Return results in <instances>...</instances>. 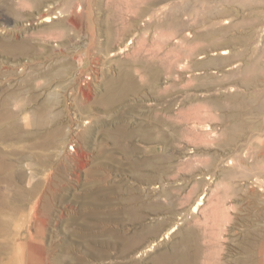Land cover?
Segmentation results:
<instances>
[{"label": "rangeland", "instance_id": "obj_1", "mask_svg": "<svg viewBox=\"0 0 264 264\" xmlns=\"http://www.w3.org/2000/svg\"><path fill=\"white\" fill-rule=\"evenodd\" d=\"M248 3L212 13L230 11L233 65H260L255 84L208 62L224 37H198L199 1L0 0V264H264V97H251L264 90V5ZM86 46L89 63L73 62ZM90 71L78 107L90 125L71 152L64 98Z\"/></svg>", "mask_w": 264, "mask_h": 264}, {"label": "bare ground", "instance_id": "obj_2", "mask_svg": "<svg viewBox=\"0 0 264 264\" xmlns=\"http://www.w3.org/2000/svg\"><path fill=\"white\" fill-rule=\"evenodd\" d=\"M190 1L191 0H184V2L186 3V4H189L190 3ZM195 1H199V2H202V3H204L205 5H206V7H207V9H208V12L210 13L209 15V17H210V24L208 25V29H207V31L205 32V33H203V34H201V35H199L198 37L201 39V40H204V41H208L209 40V42H210V44H209V46H211V48H215V47H217L218 45L215 43V40L216 39H218L219 37H224V42L221 44V52H219L218 54L217 53H215V52H213L212 54H211V56L212 55H220V56H223V57H217V58H209L208 59V62L209 63H211V64H214V65H217L218 67H219V72H220V74H219V77H221L222 79L223 78H229V80H230V78L231 77H234V76H236V74L237 73H242V75L243 76H245L246 77V80H247V78H248V80L251 78V81L252 80H255L256 79V77H252L253 75H254V73H255V76H256V73L258 72V69H259V67H260V65H259V67H258V64L256 63V62H253V63H248V64H246V65H244L245 67L244 68H242L241 66V68L239 67V69H238V67H237V65L239 66V64H237L236 66H234L235 64L234 63H237L241 58V52H240V54H238V53H234V52H232V50H230V47L232 46V44L230 43V36H228L227 35V33L226 32H230V28H233V26L232 25H230V11H228L226 14H227V18H223V19H221L220 18V15H218V11L215 13H212V9L213 8H216V7H218V6H220V5H225V6H231V5H233V3H234V1H237L238 2V4H240L241 5V9H244L245 7H247L248 5H249V0H195ZM258 2L259 3H261V4H263L264 5V0H258ZM24 3V2H23ZM195 3H197V2H195ZM251 5V4H250ZM249 5V6H250ZM233 7V6H232ZM219 8V7H218ZM239 8V7H238ZM257 8V7H256ZM54 9V5L52 4H49L48 5V8L46 9L45 8V10H43V11H48V12H50L51 10H53ZM186 9V8H185ZM225 9V8H224ZM223 9V10H224ZM227 10V9H226ZM229 10V9H228ZM256 10V9H255ZM254 10V11H255ZM225 11V10H224ZM193 12V11H192ZM191 13V12H190ZM53 14H56V15H53ZM222 14V13H221ZM62 16H64V14H63V12H61L60 10H58V11H56L55 13H51V14H49V15H44V16H42V17H38V16H36L37 17V19H38V21H36V24H52L53 23V21L54 20H57L59 17H62ZM233 17V16H232ZM204 18V17H203ZM235 21V20H234ZM208 22V21H207ZM262 22V21H261ZM261 22L259 23V25H258V28L255 30V34H254V39H253V43H255V42H258V39L259 38H261V36L263 35V33H264V27H263V25H261ZM241 23V22H240ZM237 24V23H236ZM30 25V24H29ZM53 25V24H52ZM55 25V24H54ZM222 25H228L226 28L223 26L222 27ZM237 28V27H236ZM233 30V29H232ZM18 31V30H17ZM16 31V32H17ZM139 35V33H135V35L134 36H132V37H130V38H128L126 41H125V47H123V48H120V49H118V51L116 52L117 54H125V52H128V49L130 48L129 46H131V45H133L134 44V39L137 37ZM186 36L187 37H185L184 39H182L181 41H182V43H184V44H186V45H189L190 43H192V40H190L189 38L191 37V35L188 33V34H186ZM243 37V36H242ZM198 38V39H199ZM236 39V38H235ZM234 39V40H235ZM250 39V38H249ZM260 40V39H259ZM195 41V40H194ZM250 41V40H249ZM195 43V42H194ZM194 45V44H193ZM245 53V52H244ZM103 55V54H102ZM114 54L113 53H111L109 56L110 57H112ZM210 55V54H209ZM244 55V54H243ZM99 57V56H98ZM106 57V56H105ZM202 57V56H201ZM207 57V56H206ZM243 57V56H242ZM101 59H105L104 57H101ZM245 59V58H244ZM241 61V60H240ZM252 62V61H251ZM83 63H84V61H83ZM239 63V62H238ZM77 64V63H76ZM234 64V65H233ZM79 65H81V64H79ZM83 65V64H82ZM232 66V67H231ZM243 66V65H242ZM237 67V70H233L234 68H236ZM87 70V69H86ZM93 70V69H92ZM262 70V69H261ZM94 75H95V73H94V71H90L88 74H86L85 76H83L80 80H79V85H78V87L76 88V89H74L76 92H75V96H76V101L73 99V101H74V106H75V108H76V111L79 113V110H78V107L80 108V106H79V101L83 98V97H85V90L86 89H88L89 87H90V85L91 84H93L94 85V82H95V80H94ZM242 76V77H243ZM258 76V75H257ZM238 77V76H237ZM240 79V78H239ZM244 79V78H243ZM250 81V80H249ZM250 81V82H251ZM258 81V79H256L255 81H253V83L254 82H257ZM247 82V81H246ZM250 82H248V83H250ZM91 83V84H90ZM255 84V83H254ZM250 85H251V83H250ZM228 89H230V88H228ZM260 90V89H259ZM230 91H231V89H230ZM262 91V90H261ZM263 95V96H262ZM253 96V97H252ZM262 96V98L264 97V90L262 91V92H260V91H256L255 90V92L253 93V95H251V97L253 98V100H255V101H259ZM234 97V96H233ZM250 97V100H252V98ZM249 98V97H248ZM264 99V98H263ZM68 99H66V98H64V101H67ZM247 100V99H246ZM245 102V101H244ZM247 102L248 101H246V104H247ZM250 102V101H249ZM260 103V105H259V108L260 109H262V111L264 110V101L261 99V102H259ZM76 104H77V107H76ZM243 106V105H242ZM208 114V113H207ZM206 114V115H207ZM211 115V114H210ZM179 116V115H178ZM191 117V116H190ZM81 119V121H82V124H89L90 123V121H89V119H87V118H85V117H80V115L79 114H75V119ZM189 118V117H188ZM195 120V119H194ZM69 121V117H68V120L66 121V122H68ZM262 121H264V120H262ZM260 123H262V122H260ZM264 123V122H263ZM261 125V124H260ZM205 126V125H204ZM258 126V125H257ZM206 127V126H205ZM248 128V127H247ZM253 128V127H252ZM260 128H261V126H260ZM206 129H208V126H207V128ZM257 129H259V128H257ZM249 130H250V128H249ZM253 130V129H252ZM261 130L263 131V135H261V136H264V129H262L261 128ZM255 131V130H254ZM250 132V131H249ZM257 134V135H256ZM255 134V132H253V134L252 135H250V138L251 137H253V136H255V137H258L259 135H260V133L258 134V133H256ZM78 134H76V135H73V133H71L70 132V134H69V138L70 137H74L75 139H74V142H75V147L76 148H73V151L75 152L76 151V149H77V140H76V136H77ZM67 140V139H66ZM66 146H70L69 144H68V140H67V143H66ZM69 148V147H68ZM190 153H193V152H190ZM197 155V154H196ZM248 156H247V152L246 151H240V152H238V153H235L234 152V154H233V158L231 159V161H230V164H233V159L235 160V162H239V163H242V166H243V164L244 163H246L247 162V159L249 158H247ZM231 158V157H230ZM234 162V163H235ZM235 165V164H234ZM197 179V178H196ZM194 184V186H196V185H198V182H193ZM209 188V186L206 188V189H208ZM214 189V188H213ZM212 191V190H211ZM204 198H205V195L202 197V198H200V196L196 199V201L194 202V204L190 207V209H189V214H198L199 213V211L201 210V208L205 205V202H204ZM214 210V209H213ZM216 211V210H215ZM216 213V212H215ZM179 220L181 219V218H178ZM179 224H181V223H178V225ZM37 226H39V225H37ZM177 229V227H176V225H174L173 227H170L169 229H168V231H166L164 234H163V237L161 238V240H164V239H168L169 238V236L175 231ZM39 231V230H38ZM42 231V230H41ZM157 243H152L148 248H146V250L145 251H143L142 253H144V252H147L148 250H151L152 248H153V246H155ZM26 248H28L29 250H31V251H36V249H32V248H30V247H28V246H26ZM38 249V248H37ZM188 255V254H187ZM187 255H186V253H183V257H182V261H180V262H178V263H186V262H188V260H186V262H185V256L187 257ZM169 258V256H166L165 254L164 255H161V256H159L157 259H156V261H155V264H164V261H165V259H168ZM260 262V261H259ZM258 262V263H259Z\"/></svg>", "mask_w": 264, "mask_h": 264}, {"label": "built area", "instance_id": "obj_3", "mask_svg": "<svg viewBox=\"0 0 264 264\" xmlns=\"http://www.w3.org/2000/svg\"><path fill=\"white\" fill-rule=\"evenodd\" d=\"M73 90V97L72 96H68L67 97V101H66V105H67V107H68V115H69V120H70V122H69V129H68V131L69 132H71V133H73V131H81L82 130V127H83V129L84 128H86L87 126H89L90 124H82V121H81V119L79 118V119H75V114H79L80 116H82V113H78L77 111H76V108H75V106H74V101H73V99L76 101V96H75V90L74 89H72ZM76 107H77V104H76ZM75 129V130H74ZM74 135V134H73ZM74 137H70L69 138V145L70 146H68L69 147V150L71 151V152H74L73 151V148H76L75 147V142H74Z\"/></svg>", "mask_w": 264, "mask_h": 264}, {"label": "crops", "instance_id": "obj_4", "mask_svg": "<svg viewBox=\"0 0 264 264\" xmlns=\"http://www.w3.org/2000/svg\"><path fill=\"white\" fill-rule=\"evenodd\" d=\"M90 53H91V49L86 46L82 51H80L79 53L76 54V56H78L79 58L77 60L74 58L73 59L74 60L73 62H75V61L83 62L84 61V63H89Z\"/></svg>", "mask_w": 264, "mask_h": 264}]
</instances>
